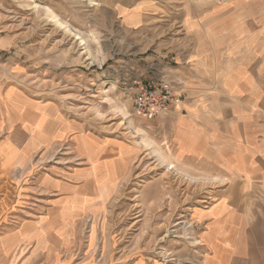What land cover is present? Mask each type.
I'll list each match as a JSON object with an SVG mask.
<instances>
[{
  "label": "rangeland",
  "instance_id": "rangeland-1",
  "mask_svg": "<svg viewBox=\"0 0 264 264\" xmlns=\"http://www.w3.org/2000/svg\"><path fill=\"white\" fill-rule=\"evenodd\" d=\"M126 1L0 0V103L15 98L21 114L0 128V148L12 139L19 151L0 169V264H202V212L228 179L177 157L175 108L144 118L128 87L133 77L171 82L159 69L185 55L188 0ZM247 23L260 38L240 60L255 71L253 109L264 115V20ZM234 101L216 111H238Z\"/></svg>",
  "mask_w": 264,
  "mask_h": 264
},
{
  "label": "crops",
  "instance_id": "crops-1",
  "mask_svg": "<svg viewBox=\"0 0 264 264\" xmlns=\"http://www.w3.org/2000/svg\"><path fill=\"white\" fill-rule=\"evenodd\" d=\"M125 4V14L132 17L136 6ZM184 7L187 20L179 27L189 42L185 55L174 57V67L159 64L178 100L171 123L175 152L179 158L202 159L228 179L222 182L228 187L202 212V264H264V115L253 109L255 71L240 60L260 38L258 28L247 32L245 26L248 20H264V0H188ZM231 8L236 12L229 17ZM120 21L129 28L138 20ZM14 99L0 103V128L3 119L13 122L21 116L19 104L11 106ZM223 99H235L238 111H216L215 104ZM8 132L12 137L19 130ZM13 141L0 148V169L16 165L19 151ZM8 149H16L11 160L4 158Z\"/></svg>",
  "mask_w": 264,
  "mask_h": 264
},
{
  "label": "built area",
  "instance_id": "built-area-1",
  "mask_svg": "<svg viewBox=\"0 0 264 264\" xmlns=\"http://www.w3.org/2000/svg\"><path fill=\"white\" fill-rule=\"evenodd\" d=\"M1 32V30H0ZM161 76H146L130 78L129 89L133 94L134 108L144 117L152 118L157 114H165L173 110L177 95L171 82Z\"/></svg>",
  "mask_w": 264,
  "mask_h": 264
},
{
  "label": "bare ground",
  "instance_id": "bare-ground-1",
  "mask_svg": "<svg viewBox=\"0 0 264 264\" xmlns=\"http://www.w3.org/2000/svg\"><path fill=\"white\" fill-rule=\"evenodd\" d=\"M51 20H52L53 22H55L56 24H58V25H62L56 17H52ZM65 28H66V27H65ZM66 29H67V28H66ZM18 162H20V160H19ZM164 253H165V252H164ZM164 253H163V254H164Z\"/></svg>",
  "mask_w": 264,
  "mask_h": 264
}]
</instances>
